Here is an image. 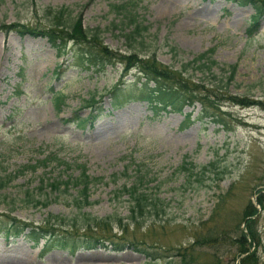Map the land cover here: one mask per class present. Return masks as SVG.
<instances>
[{"label": "rangeland", "instance_id": "374dc122", "mask_svg": "<svg viewBox=\"0 0 264 264\" xmlns=\"http://www.w3.org/2000/svg\"><path fill=\"white\" fill-rule=\"evenodd\" d=\"M121 1L0 0V24L45 26L46 7H67L72 14H81L85 27H100L103 43L110 48L137 52L144 59L155 55L171 67L190 89L179 92L174 87L183 99L182 110L169 106L155 114L146 97L145 77L138 78L136 68L121 79L123 65L118 61L100 70L74 63L72 41L68 51L58 55L44 35L0 30V174L56 149L75 161L74 166L84 161L87 172L102 176L92 185L91 203L85 209L120 216L127 211L128 193H117L122 185L141 177L145 192H158L164 211L159 208L160 216L139 226L126 218L122 227L113 223L115 238L161 253L159 264H175L182 253L194 264H216L217 256L218 264H240L248 251H240L237 238L249 232L252 219L257 241L250 250L255 249L264 264V206L256 201L257 190L264 191V109L257 102L231 101L235 95L264 101V11L256 13L252 2L239 0H136L139 19L149 26L134 38L114 25L121 14L111 5ZM211 46L221 66L235 65L232 79L220 80L223 70L217 68V78L206 76L211 81L201 79L202 71L179 72L183 62ZM61 62L63 67H58ZM196 82L205 91L199 97L210 94L213 105L206 100L208 108L220 111L225 126L211 116L199 117L201 103L187 101L186 93L191 94ZM116 83L128 98L113 107L109 91ZM149 84L155 86L153 81ZM54 91L64 94L59 105L52 97ZM90 94L101 98L104 109L96 121L85 126L65 121L77 109L81 116L90 111L83 107ZM184 158L198 164L214 161L218 174L200 172L188 179L189 170L179 167ZM58 171L61 166L52 162L13 178L0 188V212L36 223L50 212L75 211L70 192L74 194L76 188L64 193L40 186L41 179ZM250 200L257 208L254 214H246ZM111 246L80 247L73 253L52 248L42 253V243L32 246L23 235H0V264H142L149 258L135 248Z\"/></svg>", "mask_w": 264, "mask_h": 264}, {"label": "trees", "instance_id": "16d2710c", "mask_svg": "<svg viewBox=\"0 0 264 264\" xmlns=\"http://www.w3.org/2000/svg\"><path fill=\"white\" fill-rule=\"evenodd\" d=\"M136 0H123L121 2H112L113 9L117 11V14H121L119 22H115V26L119 28V32L123 33L127 37H134L142 34V29H146L149 23L143 24V20L139 19L136 6H134ZM239 1H250L254 4L256 13L264 11V2L257 3L258 0H239ZM264 1V0H263ZM67 7L59 6V8L48 6L44 9L46 17L48 18L47 25L45 26H31L25 23L16 21V23H2L0 24V30L9 31L14 28L21 34H30L34 36L44 35L47 37L50 45L56 48L58 55L66 53L68 51V43L73 44V51L71 53L73 62L78 65L92 66L96 69H104L107 64H114L118 61L123 65L121 70V79L126 75V72L131 68H136L135 74H138V78L141 76L145 77L143 84L148 88L146 97L149 100V105L153 112H159L162 109H167L169 106L182 110L183 99L180 98L175 92L188 89V83L183 81L181 78L177 79V74L171 67L163 65L157 61L156 56L152 55L147 58H141L137 55V52L122 53L118 49L110 48L105 45L102 40L101 28L94 26L87 28L83 25L81 14H72L68 11ZM132 10H135L134 12ZM256 19V16H255ZM173 49L177 47L172 46ZM214 47L200 51L190 57V59L183 62L180 66L179 72L202 71L201 79H209L206 76L209 74L217 78L215 68L223 70L219 78L222 80L223 77L227 81L234 77L236 71L235 65L230 68H226L224 65L221 66L220 62L213 56ZM62 63V62H61ZM60 63V64H61ZM72 62H70L71 64ZM58 67H63V63ZM229 72V73H228ZM61 73V70H58ZM171 79H175L174 82ZM210 80V79H209ZM153 81L155 86L152 87L149 82ZM169 81L174 84L169 83ZM211 81V80H210ZM195 82V81H191ZM181 84V86H179ZM196 86L191 87V94H187V101L193 103L199 101L201 103V109L199 111V117L211 116L213 121H217L224 125L222 118H220V111L216 108L211 111L206 103L209 100L211 103V96L207 94L199 97L203 90L199 89L200 83L196 82ZM169 85V86H168ZM174 87L177 88L174 90ZM220 87V86H219ZM218 87V88H219ZM186 91V90H185ZM182 92V91H181ZM193 92H199L196 96L192 95ZM205 92V91H203ZM156 93V94H154ZM111 96V105L117 107L123 105L128 98V92L124 93L119 83H116L114 87L109 91ZM64 94L60 91H54L52 97L55 99L56 104L59 105L62 102ZM156 96V97H154ZM229 99V98H227ZM234 103L242 105H248L251 103H260L264 109V101L260 99L249 100L247 96L235 95V99L232 98ZM212 104V103H211ZM213 105V104H212ZM222 103L219 104L221 107ZM88 106L90 111L85 115L81 116L79 113L80 109L74 111V114L64 117L65 121L77 122L79 126H85L87 123L93 124L96 121V117L103 112L101 107V98L96 97L95 94H90L89 97L85 98L83 107ZM156 114V113H155ZM190 115L188 116V118ZM229 128V127H228ZM48 161V162H47ZM52 162L57 163L61 166L60 171L57 175L47 178L46 180L41 179V188L49 185L53 192H70L71 188H76V192L70 194L72 203L76 206L75 211L63 214L48 213L42 221H29L27 219L17 218L16 215L7 213L6 211L0 212V235L5 238H14L15 236L23 235L28 240L32 241V246H37L42 243V253L47 252L48 249L62 248L69 252H75L80 247L91 248V246L108 245L112 244L116 250H123L124 248L130 247L140 251H144L145 255L149 258L145 259L142 264H159V257H162L161 253H152L147 247L141 246L136 241L120 240L114 237L117 233H112L113 223H117L122 227L123 219L131 224L141 225L146 222L147 219L160 216L159 208L164 211V206L161 197L158 196L157 191H153L152 194L145 192L142 185L145 181L141 177L134 179L130 184L122 185L119 195L128 193L127 198V211L122 216L117 213L111 212V214L97 215L91 211H87L85 207L91 203L90 189L92 185L102 179V176H94L87 172L88 166L86 162H79L74 166L75 161H71L62 157L59 152L54 149L47 152L43 158H36L33 162L23 163L18 168H14L12 171H8L4 174H0V188L8 184L13 178L23 174L26 170L34 171L40 166L51 164ZM214 161L207 162L205 164H198L188 158H184V161L180 164V168H187L188 179L191 176H197L200 172L211 175L214 171L215 175L218 174V169L213 170ZM79 169L77 174L74 173V169ZM65 169V170H64ZM71 169V170H70ZM70 170V171H69ZM51 178V179H50ZM149 181V179L147 180ZM258 196L256 198L257 203L264 206V191L262 188L257 190ZM257 208L255 203L250 200V203L246 207V214L256 213ZM252 219L248 220L249 232L241 235L237 238L239 241L240 251L246 252L240 259V264H260L259 256L255 249L250 250L252 244H255L256 233L251 226ZM114 226V225H113ZM112 233V234H111ZM123 236H118V238ZM209 237L207 241L211 240ZM105 240H108L106 243ZM181 259H177L175 264H194L191 257H187V254L182 253ZM219 257L217 256L216 264L219 263ZM214 263V262H213ZM212 263V264H213Z\"/></svg>", "mask_w": 264, "mask_h": 264}]
</instances>
